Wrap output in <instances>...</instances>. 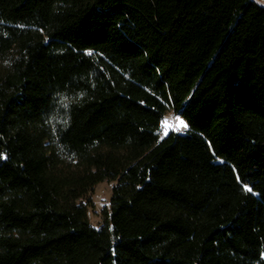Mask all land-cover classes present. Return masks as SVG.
Here are the masks:
<instances>
[{"label": "trees", "instance_id": "obj_1", "mask_svg": "<svg viewBox=\"0 0 264 264\" xmlns=\"http://www.w3.org/2000/svg\"><path fill=\"white\" fill-rule=\"evenodd\" d=\"M0 155V264H264V6L0 0Z\"/></svg>", "mask_w": 264, "mask_h": 264}, {"label": "rangeland", "instance_id": "obj_2", "mask_svg": "<svg viewBox=\"0 0 264 264\" xmlns=\"http://www.w3.org/2000/svg\"><path fill=\"white\" fill-rule=\"evenodd\" d=\"M260 5L264 6V0H256ZM177 117L179 116H174L173 112H167L164 115V118L162 120L161 126H160V133L164 135L165 133L169 132V130L173 131H184L185 128L179 127L178 128V121ZM181 120H184L183 117H179ZM186 123V122H185ZM112 185L113 182H107V181H102L99 183H96L94 186L93 190L89 194V199L91 202V207L88 210L87 217L90 220L91 224L95 227L100 223L101 215H102V210L104 207L109 206V200L111 197L112 193Z\"/></svg>", "mask_w": 264, "mask_h": 264}, {"label": "snow or ice", "instance_id": "obj_3", "mask_svg": "<svg viewBox=\"0 0 264 264\" xmlns=\"http://www.w3.org/2000/svg\"><path fill=\"white\" fill-rule=\"evenodd\" d=\"M89 54H91V53H89ZM177 121H178V128L179 127H183V128H187L188 127V125L183 120H181L179 117H177ZM165 134H167V133H165ZM2 158H4V157L2 155H0V159H2ZM245 191L251 192L252 189L249 188L248 186H245Z\"/></svg>", "mask_w": 264, "mask_h": 264}]
</instances>
